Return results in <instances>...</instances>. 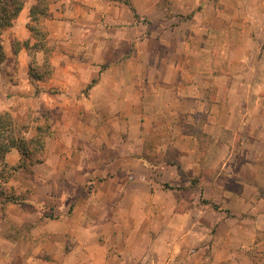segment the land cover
Masks as SVG:
<instances>
[{"label":"crops","instance_id":"0c3cea01","mask_svg":"<svg viewBox=\"0 0 264 264\" xmlns=\"http://www.w3.org/2000/svg\"><path fill=\"white\" fill-rule=\"evenodd\" d=\"M22 1L1 34L0 111L31 98L57 136L9 180L24 199L0 200V264H264V184L216 185L236 135L264 139V0H47L46 78L24 45L39 0Z\"/></svg>","mask_w":264,"mask_h":264},{"label":"rangeland","instance_id":"374dc122","mask_svg":"<svg viewBox=\"0 0 264 264\" xmlns=\"http://www.w3.org/2000/svg\"><path fill=\"white\" fill-rule=\"evenodd\" d=\"M38 46L37 45L34 46L35 48L29 52L30 58L32 60L29 66L32 72L31 74H36V73L42 74L45 69L44 67H41L40 65L43 63V60L45 59V54L41 52L42 50L39 49L40 47ZM245 51L247 52L248 55H251V58H254L255 56H260L261 54V50L257 48L255 50L256 52H251L249 48H247V50ZM4 57H5V54L3 58L0 56V68H1V63ZM36 60H38L39 62L38 65L36 64ZM231 87L233 90L239 91V88L235 86V84H233V86ZM9 104H10V107L15 109L16 111L18 107L22 108L21 112H17L16 115H14L15 112H13V110L12 112L9 110H3V111H0V113L4 111H8L14 120L13 126L11 127L13 129L12 133L6 132V134L8 135L11 134L10 136L14 138L16 146L20 145V147L23 149L22 154H21V152L17 149V147H13L19 151L20 157L25 163L24 168H26L29 165L36 163V161H34L35 159L45 156V152L47 149V142L52 137L57 136V133L53 128L50 127L49 120H48V114L43 113L42 116H37L33 112V109H32L33 101L31 100V98L27 97L24 100L14 99V103H9ZM2 105H3V100L0 99V107ZM255 132L256 131L253 130L252 133L251 132L245 133V135L248 134L249 136L250 135L253 136ZM241 134H244V133H241ZM241 134L236 135L232 143L233 158H231V162H230L231 169H232L231 179L229 177H219L220 179H217V183H216V185H221V187L223 186V184L230 185L231 187L235 188L238 191V193L236 194H239V188H241L242 190L243 187H246V185H248L247 182H253L254 185L264 184V150H263L264 139L259 138L260 139L259 142L256 143L254 146H247L246 148H244L243 146H241V144H239L241 143V140H242V136H240ZM198 137L201 140V147L204 148L207 142V137L205 136V134H202V133H199ZM42 142H43V145H42ZM147 148H151V151H152L153 145L150 142H148ZM257 149H259V151L262 152V157L260 159H257L254 155L247 156V153L253 152L254 154ZM109 153L111 152L104 151L103 156H107ZM29 161H34V162L30 163ZM11 165H15V164H9L7 163V161H5V159L0 160V200L1 201L5 200V202L10 201V200L5 199L6 196H9V195H12L13 197H15L16 198L15 201L23 200L25 197L22 193L15 194V192L11 188H9V185H10L9 180L17 173L19 169L23 168V167H19L17 170L11 171L10 170ZM201 175L202 174L200 173V175H195L193 178H188V181H189L188 186L189 188L193 190L194 196L193 197L187 196L186 197L187 200H192L195 197L196 189L201 187L203 183ZM106 177L107 176L95 177L94 179L89 178V182H87L86 184L88 186L87 190L89 189L90 191L91 186H94L95 184V182H91V181L96 179L100 181L99 183H101L103 181H106L107 179ZM72 179L75 180L76 178H72ZM135 179L142 180L143 178L136 177ZM200 196H201V201L203 202L204 198H202L201 191H200ZM70 199L69 198H66V199L58 198L56 201L62 202L65 200L66 202H68ZM244 203H245L244 200L242 201L241 198H239V195H237L235 196V198L231 199V207L229 209H226L225 211L230 214L231 210L233 209L235 212L231 213V216L240 217V215L238 214L239 212H241L242 214H245V211L243 209ZM215 204L218 206L217 209H219V205L217 203ZM221 210H224V209H221ZM104 213L106 214V211L101 210L98 213V215L102 216ZM139 227L140 229H143V226H139ZM133 234H134L132 236L133 240H136L137 245H138L142 239V237H140L139 234H142V232L136 231Z\"/></svg>","mask_w":264,"mask_h":264},{"label":"trees","instance_id":"16d2710c","mask_svg":"<svg viewBox=\"0 0 264 264\" xmlns=\"http://www.w3.org/2000/svg\"><path fill=\"white\" fill-rule=\"evenodd\" d=\"M23 5L22 0H0V56L3 58L4 51L3 46L1 43V34L2 32L11 26L13 19L18 15L21 7ZM46 7H47V0H39L37 6L33 10V15L31 17V22L29 23V30L31 33V36L35 38V42L33 45H29L28 41L24 42V45L26 49L30 52L35 47H40L39 49L43 50V53L45 54V59L43 60V63L40 64L41 67H44V71L42 74H31V69L29 68V73L31 76L36 78H46L49 73V55L48 50L46 48V35L47 31L45 29V25L42 23L45 15H46ZM42 24H41V23ZM39 37V38H38ZM16 48H18L19 42L14 40L13 41ZM38 65V63H36ZM14 120L11 116V114L8 111H4L0 113V160L4 159V155L7 151H9L13 147H17V149L21 152L23 149L20 147V145L16 146V143L14 141V138L10 136L11 134H6V132L12 133V126H13ZM39 142V141H38ZM43 145V142H42ZM43 156L35 159L34 161L40 162L42 161ZM34 161H29L30 163ZM5 163V162H4ZM25 163L20 157L19 162L15 165L10 166V170H17L19 167H24ZM166 187H168L166 185ZM6 200L15 201L16 198L12 195L6 196ZM5 202V200L2 201V204ZM203 202H207V200L203 199ZM211 205L214 208H218V206L215 203H211Z\"/></svg>","mask_w":264,"mask_h":264}]
</instances>
